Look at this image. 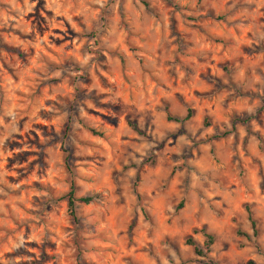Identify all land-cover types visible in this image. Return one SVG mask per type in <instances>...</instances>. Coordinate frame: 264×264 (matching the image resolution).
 Listing matches in <instances>:
<instances>
[{"label":"rangeland","instance_id":"374dc122","mask_svg":"<svg viewBox=\"0 0 264 264\" xmlns=\"http://www.w3.org/2000/svg\"><path fill=\"white\" fill-rule=\"evenodd\" d=\"M0 264H264V0H0Z\"/></svg>","mask_w":264,"mask_h":264},{"label":"trees","instance_id":"16d2710c","mask_svg":"<svg viewBox=\"0 0 264 264\" xmlns=\"http://www.w3.org/2000/svg\"><path fill=\"white\" fill-rule=\"evenodd\" d=\"M191 117V111L190 110H187L186 112V115L184 118H177V117H171L170 115H167V120L170 121V122H174V123H177V124H182L183 122L187 121L188 119H190ZM128 126L135 132L138 131L137 127L135 124L133 123H130L128 122ZM92 134H95L97 135V133L95 131H90ZM65 201H66V205H67V210H68V214H69V217L73 220V221H76V210H77V207L78 205L81 203V204H89L91 201H92V198L90 197H85V198H80V199H77L75 197V192H74V189L73 187L70 188L69 192L65 195ZM247 214H248V219L250 221V224H251V228L254 230L255 228V224L254 222L252 221L251 219V215L249 213V210L247 209ZM204 244H203V247L202 249H199L197 248L190 239L187 240V244L192 246L193 249H194V254L196 256H199V257H202L206 254L209 253L210 251V247L212 246L213 244V237L211 235H207V234H204Z\"/></svg>","mask_w":264,"mask_h":264}]
</instances>
